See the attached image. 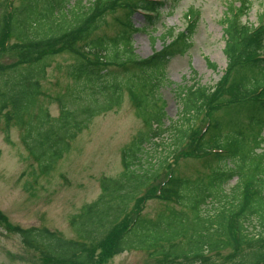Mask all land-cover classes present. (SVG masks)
<instances>
[{
  "label": "trees",
  "instance_id": "1",
  "mask_svg": "<svg viewBox=\"0 0 264 264\" xmlns=\"http://www.w3.org/2000/svg\"><path fill=\"white\" fill-rule=\"evenodd\" d=\"M177 1L0 0V54L11 51L16 58L0 63V125L19 128L39 174L50 172L93 117L121 104L124 88L147 126L122 148V171L100 177L98 198L71 216L75 238L5 223L44 260L96 264L133 250L146 252L154 264H264V20L259 15L255 25L240 21L250 0L226 4V67L212 87L194 82L178 90L182 124L164 155L147 150L164 129L159 87L168 62L192 47L199 12L184 13L183 30L174 34L169 27L152 36L162 46L146 58L135 54L132 36L155 31ZM117 7L124 9L115 20L118 29L102 32L106 15ZM138 12L143 22L135 26L131 18ZM62 55L65 64L56 68L71 83L51 96L43 81L51 61ZM207 66L216 69L214 62ZM50 103H56V115ZM216 112L230 117L215 118ZM200 119L207 121L203 128L196 127ZM180 157L203 159L207 173L179 175ZM149 195L164 201L153 216L143 210ZM225 250L232 252L227 258Z\"/></svg>",
  "mask_w": 264,
  "mask_h": 264
},
{
  "label": "rangeland",
  "instance_id": "2",
  "mask_svg": "<svg viewBox=\"0 0 264 264\" xmlns=\"http://www.w3.org/2000/svg\"><path fill=\"white\" fill-rule=\"evenodd\" d=\"M19 0H13L14 5ZM92 0H83L89 3ZM238 7L245 0H231ZM74 0H71L73 4ZM229 0H178L173 11H166L160 21L145 32H136L132 36L134 52L138 58H146L161 49L162 39L154 43L152 36L165 32L166 28H175L174 34L183 30L187 20L184 13L193 8L199 12L195 33L192 36V47L184 55L172 58L165 69V79L159 94L165 101V118L162 126L163 133L155 137L157 144L147 146L151 151L155 148L160 154L166 155L171 151L175 129L181 126L180 99L178 90L198 82L200 85L212 87L223 74L226 67L224 56V34L222 19ZM249 9L241 12L240 21L255 25L258 16L264 19V0H250ZM243 7V5L241 6ZM243 10V9H242ZM124 9L117 7L113 14L106 15V24L101 31L115 33L118 29L115 20L123 18ZM135 26L143 22L141 13L132 15ZM100 31V32H101ZM166 39L165 41H168ZM11 51L0 54V63L15 61ZM66 55L54 58L47 69L43 81L44 90L49 95L62 92L71 81L57 70V66L65 64ZM209 62L216 64V69L207 66ZM118 71V70H117ZM262 74V72H261ZM120 76L122 73L120 72ZM260 72L256 74L259 77ZM52 115L58 113L56 103L49 104ZM227 119L229 114H214ZM175 121V123H173ZM173 123V125H171ZM204 119L196 122L203 126ZM157 128L156 124L153 125ZM147 126L143 119L136 114L135 106L127 92L123 89L121 104L110 111L99 114L91 120L87 128L82 130L72 141L70 150L53 165L46 175L38 173L37 162L26 151L20 139L18 127L0 125V264H68L44 260L38 252L22 245L20 238L5 228V223L22 228L35 226L56 230L66 238H75L70 227V218L75 215L82 205L93 202L100 194L99 179L102 176L115 177L122 171L121 150L138 133L145 132ZM174 132V134H173ZM216 134V128L212 131ZM173 159L168 163L172 165ZM179 175H205L208 166L203 159L180 157L177 162ZM165 174L153 185L160 182ZM234 184L229 182L226 188ZM164 207V201L151 197L146 200L144 212L153 216ZM227 258L230 250L223 252ZM156 260V259H155ZM143 251H125L108 258H101L96 264H154Z\"/></svg>",
  "mask_w": 264,
  "mask_h": 264
}]
</instances>
